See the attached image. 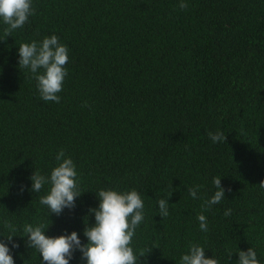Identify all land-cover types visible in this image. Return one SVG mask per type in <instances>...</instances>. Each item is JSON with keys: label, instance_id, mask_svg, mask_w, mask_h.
<instances>
[{"label": "trees", "instance_id": "16d2710c", "mask_svg": "<svg viewBox=\"0 0 264 264\" xmlns=\"http://www.w3.org/2000/svg\"><path fill=\"white\" fill-rule=\"evenodd\" d=\"M180 2L32 0L35 15L8 37L0 19V240L10 234L5 220L16 226L15 264H43L21 237L26 223L87 243L101 189L143 199L130 245L145 255L137 264H180L190 244L218 264L253 247L264 264V0H184V10ZM52 35L69 58L59 103L41 99L30 70L18 67L21 43ZM218 130L226 142L211 141ZM61 149L83 194L57 216L39 202L50 185L34 193L29 177L49 176ZM214 177L225 198L205 211ZM81 256L69 264H86Z\"/></svg>", "mask_w": 264, "mask_h": 264}, {"label": "clouds", "instance_id": "9594fccd", "mask_svg": "<svg viewBox=\"0 0 264 264\" xmlns=\"http://www.w3.org/2000/svg\"><path fill=\"white\" fill-rule=\"evenodd\" d=\"M179 7L184 10L188 5L181 0ZM32 15H35L32 0H0V19L6 25L4 33L7 37L11 36L13 31L22 28ZM18 56L19 69L30 70L36 80L41 99L59 103L61 98L58 93L62 91L64 79L68 75L65 67L69 59L67 46L61 44L56 35H52L40 42L33 40L30 43H21L18 47ZM208 135L213 143L226 142V136L222 131L209 132ZM55 159L58 164L51 170L49 176L34 171L29 179L32 181L31 191L34 193L40 192L45 184L50 185L48 194L40 197L39 202L47 206L50 214L59 216L65 208L74 209L76 198L83 193L79 190L78 173L73 160L65 156L63 149L56 154ZM212 183L216 191L202 205L205 211L225 198L221 177H214ZM259 186L264 188V181H261ZM200 187L195 185L188 189L193 199L197 198ZM227 191L231 192L232 189L228 188ZM96 195L99 205L89 209V215L94 214L95 224L86 225L83 233L87 243L81 242L76 231L49 237L45 235L43 224L34 226L26 223L23 226L24 235L21 237H27L26 246L40 253L43 264H69L77 250L81 252V258L86 260V264H137L139 257L145 256L141 252L137 257L130 246L136 229L144 220V203L141 195L134 189L127 192L101 189ZM168 199L158 201L159 216L162 218L169 215ZM230 214L231 209L225 210V216ZM197 219L200 230L207 232L206 216L200 214ZM4 227L10 234L6 237L7 243L0 240V264H15L8 245L11 244L12 248L19 247V244L13 241L17 228L7 220L4 221ZM232 254L229 252V259ZM238 257L236 264H260L253 247L247 251L239 250ZM180 264H218V261L214 257L207 258L204 247L190 244L188 253L180 257Z\"/></svg>", "mask_w": 264, "mask_h": 264}]
</instances>
